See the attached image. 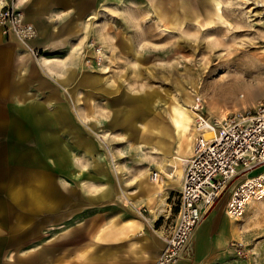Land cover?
I'll use <instances>...</instances> for the list:
<instances>
[{
    "label": "crops",
    "instance_id": "obj_1",
    "mask_svg": "<svg viewBox=\"0 0 264 264\" xmlns=\"http://www.w3.org/2000/svg\"><path fill=\"white\" fill-rule=\"evenodd\" d=\"M18 4L37 32L30 46L44 60L0 27V264H155L177 220L186 165L162 164L189 159L196 138L189 150L177 147L178 101L130 86L154 61L141 53L138 8L149 6L155 21L173 29L210 24L211 1ZM89 42L103 47L108 72L84 64L78 50L92 57ZM102 141L113 146L115 164ZM149 173L162 177L160 186L147 181ZM228 198L203 213L177 264H264L250 212L229 219ZM236 244L251 254L238 255Z\"/></svg>",
    "mask_w": 264,
    "mask_h": 264
},
{
    "label": "rangeland",
    "instance_id": "obj_2",
    "mask_svg": "<svg viewBox=\"0 0 264 264\" xmlns=\"http://www.w3.org/2000/svg\"><path fill=\"white\" fill-rule=\"evenodd\" d=\"M210 1L214 14L210 24L201 22L173 29L155 21L149 6L138 8L141 27L135 30L142 42L141 53L154 61L144 68L145 75L130 77V86L137 90H160L189 108L199 97L203 105L201 115L213 122L234 112L253 109L264 101V0ZM129 9L134 7L130 4ZM78 53L84 55L88 69L108 72L107 62L99 69L86 64L91 57L86 47ZM189 94L192 98L186 104L182 99ZM101 143L109 163L115 164V156L111 155L113 146ZM262 171L264 167L253 175ZM229 192L230 189L226 190L210 209L223 196L227 199ZM120 201L123 202L122 197ZM247 212L252 216L253 228L258 230L255 241H264V199L249 204L242 218ZM246 253L243 256L250 255L251 250Z\"/></svg>",
    "mask_w": 264,
    "mask_h": 264
},
{
    "label": "built area",
    "instance_id": "obj_3",
    "mask_svg": "<svg viewBox=\"0 0 264 264\" xmlns=\"http://www.w3.org/2000/svg\"><path fill=\"white\" fill-rule=\"evenodd\" d=\"M0 27L4 36L13 37L27 54L41 60L42 52L30 46L37 35L36 29L25 21L18 0H0ZM87 45L93 56L86 64L102 68L107 56L103 47L94 42ZM202 106L196 97L191 110L198 117L194 125L197 137L184 169L177 220L162 237L165 245L155 264L178 263L203 213L232 184L225 207L229 219L242 218L249 204L264 199V171L253 175L264 167V101L253 109L234 112L213 122L201 115ZM150 180L156 181L157 174H151ZM235 246L237 254L243 256V245Z\"/></svg>",
    "mask_w": 264,
    "mask_h": 264
},
{
    "label": "bare ground",
    "instance_id": "obj_4",
    "mask_svg": "<svg viewBox=\"0 0 264 264\" xmlns=\"http://www.w3.org/2000/svg\"><path fill=\"white\" fill-rule=\"evenodd\" d=\"M216 9H217V15L219 16V11H218L219 5H216ZM217 19H218V17H217ZM42 60H44V59L42 58ZM44 64H45V62H44ZM191 98H192V95L189 94L186 98H183L182 100H183V102H186V104H187L190 102ZM190 109H191V106L189 108L188 105L179 104V103H177L173 108L174 117H175L174 118V126H175V130L177 132V138H176L177 147H182L184 150H189L188 147H189L190 141L192 140L194 135L195 136L197 135L196 132L194 131L193 127H194V124H197L196 120L198 117H197V114ZM166 136L168 137V134ZM208 136L209 135H206V137H208ZM155 142H157V141H155ZM188 160L189 159H187V158H182L179 156H172L171 160L166 161L165 164H162V165L174 168V167H176L175 165H177V164H186ZM160 169H162V167H160ZM168 176H171V175L168 174ZM147 181L151 182L150 181V173L147 175ZM151 183L155 184L156 186H160L162 183V177L158 176L157 181L155 183H153V181H152ZM261 201H262V199L259 200L258 202H261Z\"/></svg>",
    "mask_w": 264,
    "mask_h": 264
}]
</instances>
